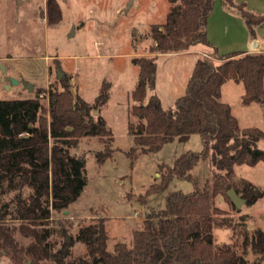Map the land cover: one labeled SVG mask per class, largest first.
<instances>
[{"label":"trees","instance_id":"trees-1","mask_svg":"<svg viewBox=\"0 0 264 264\" xmlns=\"http://www.w3.org/2000/svg\"><path fill=\"white\" fill-rule=\"evenodd\" d=\"M169 3L171 11L166 22L151 27L150 37L155 41L152 52L156 55L133 59L140 76L129 111L136 122L128 123L135 147L127 154L133 165L137 151L152 154L169 142H185L197 134L203 143L202 151L186 152L173 166H161V179L147 190L143 202L153 194L164 193L175 179H191L192 170L202 160L210 159L215 168L214 190L206 186L190 193L171 192L166 208L143 221L134 232L131 245L121 242L113 249H109L105 220L81 228L75 236L60 223L57 232L61 246L54 251L50 238L56 231L47 227L52 213L66 211L87 184L85 161L70 150L78 147L81 139L95 137L105 145L103 152L96 155L100 165L114 153L111 130L103 116L94 115L109 99L110 84L104 83L94 105L79 95L75 97L66 82L62 91L48 93V109L41 103V94L18 101H0V189L8 192L27 188L31 192L28 199L19 194L0 206V259L9 257L13 264H249L230 245H215L213 229L226 225L217 221L222 212L215 199L222 193L233 205L228 192L234 189L242 193L247 205L253 206L264 196L260 188L247 180L235 181L234 172L237 165L252 167L264 162V152L257 148L264 133L257 128L240 131L231 106L220 99L222 86L235 81L245 89L244 105L264 104V53L236 51L219 56L221 62L216 64L200 58L186 93L176 100L175 109L166 110L157 94H149L150 83V89H154L157 75V55L180 53L199 44L213 48L207 38V21L215 0ZM228 3L231 0H224L225 5ZM47 11L49 25L61 21L62 11L56 0H48ZM240 12L252 34L264 22V17L243 6ZM214 55L218 56L215 49ZM10 207H14L13 211H9ZM9 220L21 223V233L31 239L29 246L18 244L14 237L17 228H12ZM252 238V252L261 262L264 232L256 230ZM77 243L87 247V260H70Z\"/></svg>","mask_w":264,"mask_h":264},{"label":"rangeland","instance_id":"rangeland-1","mask_svg":"<svg viewBox=\"0 0 264 264\" xmlns=\"http://www.w3.org/2000/svg\"><path fill=\"white\" fill-rule=\"evenodd\" d=\"M56 1L62 11V19L56 25H49L48 0H0V101H18L41 94V103L48 109V93L51 90L62 91L66 82L75 97L79 95L94 105L104 83L110 84L109 99L95 112L99 111L98 115L103 116L112 132L114 153L100 165L96 155L103 152L105 145L95 137L81 139L78 147L70 150L71 154L84 159L87 184L66 211L52 213L47 227L56 231L50 238L55 245L54 251L61 246L57 232L61 228L60 223L75 236L81 228L105 220L109 249L121 242L131 245L133 234L142 227L143 221L166 208L171 192L190 193L206 186L214 190L215 168L210 159L202 160L192 170L191 179H175L164 193L153 194L143 202L147 190L160 181L161 166H173L186 152L202 151L203 143L197 134L185 142H169L152 154L137 151L133 165L127 154L135 147L128 123L136 122V118H130L129 111L132 93L140 76L133 59L156 55L152 52L155 41L150 37L151 27L166 22L171 4L169 0H134L128 8L130 0ZM215 1L218 4L221 0ZM225 6L230 16L242 17L241 6L256 16H264V0H231ZM215 15L218 16L216 20L213 17L207 21V30L210 31L209 40L218 36L221 42L218 56L213 53L215 48L209 49L203 44L183 57L157 55L154 88L162 97V107L166 110L175 109L176 100L186 93L192 72L190 64L201 58L200 51L208 52L204 58L220 63L219 56L231 54L236 45L234 42L239 41L237 34H241L240 30L233 29V25L227 26L224 19L220 20V14ZM74 28L75 35L71 36ZM261 34L264 37V25ZM58 72L62 79L57 77ZM27 85L34 87L32 92ZM150 86L151 96L154 91ZM244 94L242 83L228 81L222 86L220 100L231 106L240 131L257 128L264 133V104L244 105ZM257 148L264 152V139L258 141ZM234 172L235 181L245 179L264 192V162L252 167L237 165ZM30 193L27 188L8 192L0 189V206L8 204L19 194L28 199ZM215 205L222 212L217 221L226 224L213 229L215 245H230L249 264H264V260L259 262L250 246L255 231L264 232V196L253 206L244 204L238 209L221 193L215 199ZM13 209L10 207L9 211ZM9 225L17 228L14 237L18 244L29 246L31 239L21 233V223L9 220ZM69 258L71 261L87 260V247L82 243L75 244ZM0 264L13 263L9 257H2Z\"/></svg>","mask_w":264,"mask_h":264},{"label":"crops","instance_id":"crops-1","mask_svg":"<svg viewBox=\"0 0 264 264\" xmlns=\"http://www.w3.org/2000/svg\"><path fill=\"white\" fill-rule=\"evenodd\" d=\"M225 8H226V6L224 4V0H221L220 3H218V4H216V1H215L214 10L211 13V15L209 16L208 20L212 19L213 17H214L213 19H215L218 17V16L216 17L215 14H217V15L220 14V17H219L220 20L224 19V21H225L224 23H227V26L233 25V27H234L233 29H239L240 30L241 34H237V35H239V37H238L239 41L234 42V44H236V45L234 48L232 47L233 48L232 51L233 52L240 51V52H247V53H249V52L250 53H264V37L261 34V29L263 28L264 22L262 24L256 26L254 33L252 34L250 29L248 28L247 23H245V20L242 17H240L242 19V20H240L239 17L230 16V14H228V12L226 11ZM261 17H264V16L261 15ZM219 18L217 20H219ZM207 29H209V24H208ZM208 31L209 30H207V38H208V34L210 32V31L209 32ZM229 31H231L230 28H229ZM229 31H228V34L230 33ZM208 40H209V38H208ZM211 40H209V41L213 45V48H215V50H217V52H219L220 47H221L220 46L221 42H220V40H218V36H214ZM194 47H196V46H192L188 50H185V51L180 52V53H166L165 55H162V54H158V55H161L164 57H166V56L183 57L185 55H190L193 52H195V51L191 50ZM237 48H239V49H237ZM209 49H212V48L210 47ZM213 51H214V49H213ZM199 53L201 54V58H202L208 52L200 51ZM227 53H230V52H227ZM225 55H227V54H225ZM199 60L200 59H194L192 61V64H190V69L192 72H193V69H194L196 63ZM192 72H190V74H189V79L192 76ZM189 79H188V81H189ZM188 81H187V83H188ZM155 90L156 89L154 88L153 91L156 94ZM158 93L159 92H157V95H158ZM160 99L162 101L161 96H160Z\"/></svg>","mask_w":264,"mask_h":264},{"label":"water","instance_id":"water-1","mask_svg":"<svg viewBox=\"0 0 264 264\" xmlns=\"http://www.w3.org/2000/svg\"><path fill=\"white\" fill-rule=\"evenodd\" d=\"M133 2H134V0L129 1L128 8H130L132 6ZM70 35L71 36L75 35V28L72 30ZM57 76L59 77V79H62L60 72H58ZM27 88L30 92H32L34 89V87L32 85H27ZM98 114H99V111L94 112V115L97 116ZM228 197L230 198L232 204L238 209L242 208V206H244V204H246V200L244 198H242V196H240L237 193V191H235L234 189H232L228 192Z\"/></svg>","mask_w":264,"mask_h":264}]
</instances>
